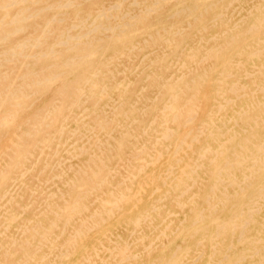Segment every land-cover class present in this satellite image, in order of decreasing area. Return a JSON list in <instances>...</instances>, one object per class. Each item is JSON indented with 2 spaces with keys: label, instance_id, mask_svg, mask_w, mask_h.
Listing matches in <instances>:
<instances>
[{
  "label": "bare ground",
  "instance_id": "1",
  "mask_svg": "<svg viewBox=\"0 0 264 264\" xmlns=\"http://www.w3.org/2000/svg\"><path fill=\"white\" fill-rule=\"evenodd\" d=\"M262 214L264 0H0V264H264Z\"/></svg>",
  "mask_w": 264,
  "mask_h": 264
},
{
  "label": "rangeland",
  "instance_id": "2",
  "mask_svg": "<svg viewBox=\"0 0 264 264\" xmlns=\"http://www.w3.org/2000/svg\"><path fill=\"white\" fill-rule=\"evenodd\" d=\"M217 114H218V112H214V114H212V116H214V117H212V116H210V118L209 119H216V116H217ZM206 118V117H205ZM207 118H208V116H207ZM157 164V163H156ZM155 164V165H156ZM154 168H155V170L158 172V170H160V168H159V165L157 164V166H154ZM137 179V178H136ZM136 179H134V181L136 180ZM143 195H146V193H143ZM179 208L180 207H174V210H179ZM262 216L264 217V214H262ZM259 219L261 220V221H263V227H264V218L262 219V217L260 218L259 217ZM113 229V228H112ZM119 229H121V227H119ZM113 230H117V229H113ZM102 231H100V232H98V233H101ZM95 233V232H94ZM148 235H150V234H148ZM168 237H165V241H168ZM179 239V240H178ZM146 240H147V238H146ZM182 240V241H181ZM180 241V242H179ZM187 243H190V238L187 236V237H176L175 239H174V241L173 242H171L170 243V245H171V247L172 246H175L176 244H182V245H185V244H187ZM139 245H141V244H139ZM138 245V248L139 249H141V250H143L142 251V257L139 259V261H140V263L141 264H144L143 262L148 258V257H150L151 259L153 258L152 256H154L156 253H152V254H150L149 256H147V254H146V251H145V249L144 248H141V246H139ZM197 250V251H196ZM196 250H194V249H189L188 251H187V249H185V248H182L181 249V252H180V254H179V257H178V259H177V263L178 264H184V263H188V262H191L192 260H190V258L192 257V258H194L195 256H194V253H198L199 252V250L198 249H196ZM93 252V251H92ZM187 254H185V253ZM190 253V254H189ZM76 257H81V255H80V253H77L76 255H75ZM207 256H208V251L206 250L205 251V253L202 255V257H200L199 259H193L194 261L193 262H191V264H207L208 263V260L207 259H209V257L207 258ZM74 257V256H73ZM95 257V255H93V257L92 258H94ZM185 257V258H184ZM183 258V259H182ZM188 259H189V261H188ZM186 260V261H185ZM124 261V262H123ZM121 263H126V261L125 260H123ZM181 261V262H180ZM80 262V260H74L73 262H72V264H80L79 263ZM120 263V264H121ZM146 263V262H145ZM87 264H89V263H87ZM92 264V263H91ZM107 264V263H106Z\"/></svg>",
  "mask_w": 264,
  "mask_h": 264
}]
</instances>
